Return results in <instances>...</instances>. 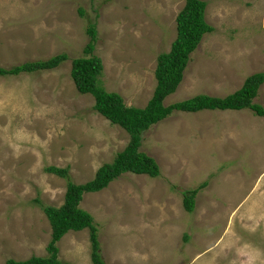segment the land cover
I'll return each instance as SVG.
<instances>
[{"label":"rangeland","instance_id":"1","mask_svg":"<svg viewBox=\"0 0 264 264\" xmlns=\"http://www.w3.org/2000/svg\"><path fill=\"white\" fill-rule=\"evenodd\" d=\"M204 1L213 30L165 105L224 96L264 73V0ZM184 2L0 0V67L67 54L55 68L0 76V264L46 256L51 226L42 206L59 207L68 180L92 179L128 143V133L94 108L93 95L78 91L72 60L97 56L98 85L144 107ZM91 23L96 36L86 54ZM253 101L264 107V82ZM139 150L156 160L158 176L124 172L84 192L78 205L93 216L106 264H245L248 238L264 258V116L249 108L175 110L143 132ZM50 165L68 176L48 172ZM204 181L186 211L182 190ZM88 230H68L56 242L64 262L93 264Z\"/></svg>","mask_w":264,"mask_h":264},{"label":"trees","instance_id":"2","mask_svg":"<svg viewBox=\"0 0 264 264\" xmlns=\"http://www.w3.org/2000/svg\"><path fill=\"white\" fill-rule=\"evenodd\" d=\"M205 7L204 0H185L183 7L176 15L177 31L169 50L161 52L156 57L154 68L156 84L152 96L142 108L126 105L119 94L109 92L98 85V76L102 70L100 58L82 56L72 60L70 74L78 91L93 95L94 108L112 124L122 127L128 133V143L111 162L101 164L92 179L80 184L68 180L64 201L59 207L42 206L51 226V239L45 248L46 256L31 255L24 261L7 259L4 264H68L58 254L59 248L56 242L68 230L78 231L84 227L89 228L91 262L106 264L100 254L97 229L92 222V217L78 205L84 192L99 191L124 172L155 177L159 175L160 170L156 160L139 150L144 131L168 117L175 110L198 112L203 109L249 108L256 115L264 116V107L253 101L260 85L264 82L262 71L247 76L240 88L227 95L215 96L201 93L181 101L164 104V99L175 92L181 83L191 53L197 48L203 36L213 30L205 19ZM80 13L82 14V11ZM86 30L91 40L84 47L83 52L89 54L94 48L95 24H89ZM66 59V53H58L45 60L25 61L9 68L0 67V76L55 68ZM46 170L62 177L68 176L66 168L50 165L46 167ZM205 185L204 181L196 188L182 190V205L186 211H193L195 196Z\"/></svg>","mask_w":264,"mask_h":264},{"label":"crops","instance_id":"3","mask_svg":"<svg viewBox=\"0 0 264 264\" xmlns=\"http://www.w3.org/2000/svg\"><path fill=\"white\" fill-rule=\"evenodd\" d=\"M226 228H224L223 230H222V232L224 233V230H225ZM225 234V233H224ZM218 238V241H219V239H220V236L218 235L216 238H215V240ZM263 240H264V237L262 238ZM238 241V240H237ZM241 242L243 243V245H244V247H245V249L243 250V246L241 247V254L242 255H244L243 253H242V251H244V253H245V251H247V253L246 254H248V256L245 258V260H244V262H245V264H248V263H250V264H264V258L263 257H261L260 255H258V250H257V247H259L253 240H252V238H248L247 239V241H243V240H241ZM249 242H251V243H249ZM257 242H259L258 240H257ZM259 243H261V242H259ZM246 248H249L248 250H246ZM200 254V253H199ZM244 257V256H243Z\"/></svg>","mask_w":264,"mask_h":264},{"label":"clouds","instance_id":"4","mask_svg":"<svg viewBox=\"0 0 264 264\" xmlns=\"http://www.w3.org/2000/svg\"><path fill=\"white\" fill-rule=\"evenodd\" d=\"M74 183V182H73ZM63 201H64V199H63ZM84 210V209H83ZM86 211V210H85ZM87 212V211H86ZM91 217H92V222L94 223V219H93V216L89 213V212H87ZM94 225H95V223H94ZM95 227H96V229H97V226L95 225ZM84 228H88V227H84ZM83 228V229H84ZM89 229V228H88ZM82 230V229H81ZM71 232H72V230H70ZM75 231V230H74ZM79 231V230H78ZM89 231V230H88ZM77 232V231H76ZM97 234H98V229H97ZM88 238H89V232H88ZM7 260V259H6ZM5 260V261H6ZM5 263V262H4Z\"/></svg>","mask_w":264,"mask_h":264}]
</instances>
